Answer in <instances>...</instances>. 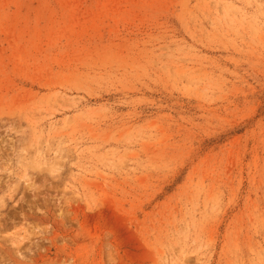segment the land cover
I'll return each instance as SVG.
<instances>
[{"label":"rangeland","instance_id":"obj_1","mask_svg":"<svg viewBox=\"0 0 264 264\" xmlns=\"http://www.w3.org/2000/svg\"><path fill=\"white\" fill-rule=\"evenodd\" d=\"M0 264H264V0H0Z\"/></svg>","mask_w":264,"mask_h":264}]
</instances>
